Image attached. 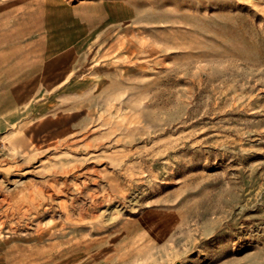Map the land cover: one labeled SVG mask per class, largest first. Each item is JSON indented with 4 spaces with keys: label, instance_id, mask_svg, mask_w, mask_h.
<instances>
[{
    "label": "rangeland",
    "instance_id": "rangeland-1",
    "mask_svg": "<svg viewBox=\"0 0 264 264\" xmlns=\"http://www.w3.org/2000/svg\"><path fill=\"white\" fill-rule=\"evenodd\" d=\"M112 1L120 37L0 136V264H264V0Z\"/></svg>",
    "mask_w": 264,
    "mask_h": 264
},
{
    "label": "crops",
    "instance_id": "crops-1",
    "mask_svg": "<svg viewBox=\"0 0 264 264\" xmlns=\"http://www.w3.org/2000/svg\"><path fill=\"white\" fill-rule=\"evenodd\" d=\"M125 21L112 0L0 1V136L62 105L96 40L120 37Z\"/></svg>",
    "mask_w": 264,
    "mask_h": 264
},
{
    "label": "bare ground",
    "instance_id": "bare-ground-1",
    "mask_svg": "<svg viewBox=\"0 0 264 264\" xmlns=\"http://www.w3.org/2000/svg\"><path fill=\"white\" fill-rule=\"evenodd\" d=\"M111 178V177H110ZM111 184V183H110ZM114 185V184H113ZM111 189V188H110ZM115 190V189H114ZM119 192V191H118ZM109 193V192H108ZM112 194V193H111ZM118 194V193H117ZM87 210V208H85ZM83 211V210H82ZM82 214V213H81Z\"/></svg>",
    "mask_w": 264,
    "mask_h": 264
},
{
    "label": "built area",
    "instance_id": "built-area-1",
    "mask_svg": "<svg viewBox=\"0 0 264 264\" xmlns=\"http://www.w3.org/2000/svg\"><path fill=\"white\" fill-rule=\"evenodd\" d=\"M0 144H2L1 141H0Z\"/></svg>",
    "mask_w": 264,
    "mask_h": 264
}]
</instances>
